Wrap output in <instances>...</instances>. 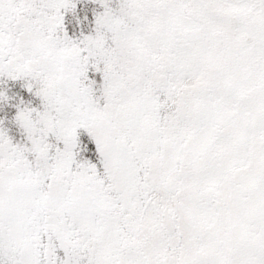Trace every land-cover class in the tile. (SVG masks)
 I'll list each match as a JSON object with an SVG mask.
<instances>
[{"label": "snow or ice", "instance_id": "obj_1", "mask_svg": "<svg viewBox=\"0 0 264 264\" xmlns=\"http://www.w3.org/2000/svg\"><path fill=\"white\" fill-rule=\"evenodd\" d=\"M0 264H264V0H0Z\"/></svg>", "mask_w": 264, "mask_h": 264}]
</instances>
